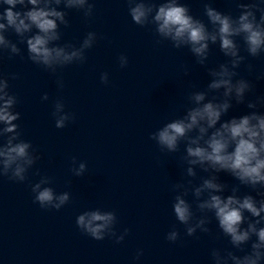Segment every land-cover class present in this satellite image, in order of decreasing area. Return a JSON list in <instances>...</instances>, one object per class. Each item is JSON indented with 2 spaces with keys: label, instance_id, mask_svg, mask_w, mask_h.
<instances>
[{
  "label": "water",
  "instance_id": "95a60500",
  "mask_svg": "<svg viewBox=\"0 0 264 264\" xmlns=\"http://www.w3.org/2000/svg\"><path fill=\"white\" fill-rule=\"evenodd\" d=\"M182 2L193 16L207 22L201 0ZM95 4L90 21L86 23L81 13L71 10V26L61 27V43L78 45L88 31L103 37L88 50L85 64L62 70V91L57 89L55 77L30 62L19 57L9 60L6 55L0 62L5 73L20 74V79L10 81V90L19 100L16 110L21 119L17 123L22 138L41 155L29 172L30 182L40 179L33 175L39 169L42 175L53 177L51 186L58 193H71L70 202L60 211H45L33 203L29 182L0 178V264H211L210 249L228 246L227 239L214 241L199 232V239L185 237L172 212L169 186L182 175L178 158L183 145L181 153L165 154L148 138L164 123L183 115L192 85L203 90L210 78L187 49L175 50L168 42L156 45L152 31L131 21L124 0H95ZM213 7L238 15L233 0H214ZM10 38L16 39L14 35ZM122 53L129 58L124 69L117 61ZM225 59L218 46H212L209 67ZM249 61L256 65L255 73L249 74L243 65L238 71L255 83L257 95L264 94V81L255 80L264 60ZM182 65L189 67L188 77ZM102 72L109 73L108 85L100 82ZM45 92L48 101L41 100ZM58 97L66 111L76 115L63 129L55 127L51 116ZM248 111L242 104L224 119ZM73 156L87 162L83 177H74L69 171ZM206 175L198 170V176ZM219 176L229 186L238 184L226 173ZM246 192L250 189L241 186L240 194ZM96 207L116 212L118 231L131 230L123 243L95 241L80 233L76 216ZM173 224L182 236L176 244L165 239ZM209 227L219 232L214 219ZM138 249H143L144 255L134 262Z\"/></svg>",
  "mask_w": 264,
  "mask_h": 264
},
{
  "label": "clouds",
  "instance_id": "9594fccd",
  "mask_svg": "<svg viewBox=\"0 0 264 264\" xmlns=\"http://www.w3.org/2000/svg\"><path fill=\"white\" fill-rule=\"evenodd\" d=\"M124 2L131 21L152 31L156 45L168 42L175 50L187 49L210 78L203 90L192 85L194 90L187 94L183 115L164 123L148 137L165 154L181 153L183 145L178 158L182 175L169 186L177 224L183 226L185 237L199 239V232L214 241L227 239L228 246L210 249L211 264H264V94L257 95L255 83L238 71L243 65L245 71L253 74L256 65L249 58L264 60V0H233L238 10L235 16L213 7L214 0H201L207 22L193 16L182 0ZM71 10L81 13L87 23L95 15V0H0V62L5 55L9 60L19 57L22 62H30L55 77L57 89L62 91V70L85 64L88 50L103 38L96 31H88L78 45L61 43V27L71 26ZM10 35L16 37L15 41ZM212 46H218L226 58L215 67H209ZM117 61L121 69L129 64L123 53ZM182 68L188 77L189 67ZM20 78L19 73L0 69V178L29 182L33 203L42 210L58 212L70 202V191L58 193L51 186L53 177L42 175L39 169L33 175L40 179L35 183L29 180V172L41 155L30 141L22 138L17 123L21 119L16 110L19 100L10 90V81ZM255 80L264 81V68ZM100 82L110 83L108 72L100 74ZM41 100L48 101L49 94L45 92ZM242 104L250 111L224 119ZM51 116L57 129L76 119L74 112L66 111L60 97L53 101ZM87 170V162L71 157L72 176L83 177ZM198 170L207 175L198 176ZM222 172L238 184L221 182ZM66 184L70 186L71 181ZM241 186L250 192L240 194ZM225 192L230 194L224 195ZM213 219L218 233L209 227ZM75 224L82 235L95 241L112 239L116 244L123 243L131 231H118L116 212L100 207L80 212ZM177 224L165 234L169 243L182 240ZM143 255L144 250L138 249L133 261Z\"/></svg>",
  "mask_w": 264,
  "mask_h": 264
}]
</instances>
